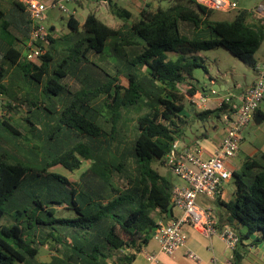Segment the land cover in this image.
<instances>
[{"label": "trees", "instance_id": "trees-1", "mask_svg": "<svg viewBox=\"0 0 264 264\" xmlns=\"http://www.w3.org/2000/svg\"><path fill=\"white\" fill-rule=\"evenodd\" d=\"M167 1L137 16L118 7L119 26L89 12L81 35L65 42L50 34L33 59L15 46L3 52L0 264H132L158 220L174 218V180L154 164H166L173 142L186 135V97L206 91L193 74L199 67L208 73L202 51L224 47L256 68L264 18L242 8L212 21L214 9L198 0ZM68 25L78 34L74 14ZM228 110L223 103L195 117L205 123ZM83 160L90 164L78 181L50 170H76ZM232 175L234 198L218 199L225 223L239 235L237 247L264 244V150ZM234 251L232 264H239Z\"/></svg>", "mask_w": 264, "mask_h": 264}, {"label": "built area", "instance_id": "built-area-1", "mask_svg": "<svg viewBox=\"0 0 264 264\" xmlns=\"http://www.w3.org/2000/svg\"><path fill=\"white\" fill-rule=\"evenodd\" d=\"M25 6L32 21V29L27 42V59H33L44 53L41 42L51 34L44 24L43 17L47 8H59L69 15L74 11L69 10L65 2L80 3L88 0H54L46 3L42 0H19ZM109 4L113 0H98ZM199 1V0H198ZM214 10L229 12L238 7L235 0H203L199 1ZM264 8L256 7L255 13L263 12ZM261 17V16H260ZM264 18V15L262 16ZM256 80L251 87L240 94V104L222 114L225 123V136L210 156L204 155V147L197 143L194 145L180 146L175 140L166 155V164L174 174L180 177L184 184H176L173 187V203L175 208L183 212V216L174 217L167 222L158 220L159 228L154 237L158 240L160 251L172 256L186 244L184 224L191 222L205 229L210 234L220 235L229 249L234 250L239 243V235L230 226L219 228L212 214V207L198 203L199 196L216 197L221 193L223 183L232 177V169L228 165L229 159L235 157L240 150L242 132L264 99V63L256 67ZM218 94L215 89L210 90V95ZM208 94L198 93L192 97L191 102L197 108H205ZM228 98V97H227ZM228 99L222 102L228 103ZM221 104V105H222ZM147 264H163L159 255L155 252H146ZM187 256L198 259L193 252ZM229 261L227 264H232Z\"/></svg>", "mask_w": 264, "mask_h": 264}, {"label": "crops", "instance_id": "crops-1", "mask_svg": "<svg viewBox=\"0 0 264 264\" xmlns=\"http://www.w3.org/2000/svg\"><path fill=\"white\" fill-rule=\"evenodd\" d=\"M17 1L18 0H0V9H2L4 12V19L0 20V59L2 57L3 52L7 51L11 46H15V48L21 49L24 55L26 54L27 49H28L27 42H28V39L31 33L30 31H31L32 21H31L30 16L28 15L29 14L28 11L18 6ZM42 1L46 3H50L54 0H42ZM91 1L94 2L97 9H102L103 17L107 20L109 19L110 21L114 19L117 21L120 19L114 12L118 7H124L128 9L129 11H131L132 13H133V10L131 7H135L138 10V13H140L141 10L145 7L144 4L148 6V3H149L148 1H145V0H113L109 4H104L98 0H88L87 2H91ZM157 1H164V0H157ZM199 1H203V0H199ZM85 3L86 2L84 1L81 3H77V4H79L80 6H84ZM154 5L156 6V8L160 6L157 3ZM154 5L153 6L150 5L151 9H154ZM74 8L75 10H73L74 11L73 14L75 15V11L77 10V8L75 6ZM90 12H93V11H90ZM133 15L137 16L136 14H133ZM6 24H8V28L5 27ZM112 26H115V24ZM54 27H55L54 24H51L50 26H48L49 30L51 31L52 37H54L55 39H59L60 37L62 38L61 35L57 33L54 34L53 32ZM6 29L9 30L10 33H7ZM11 36H15L17 40L11 39L10 38ZM18 37L23 39L22 42L18 41ZM262 45L263 43L261 44V46ZM263 63H264V58L261 59L260 62L258 61L257 66L262 65ZM253 70H254V76L252 77L248 85H245L246 87L238 86L239 88H236L237 89L236 92L238 94L235 100L233 99V94H232L233 92H231L233 90L232 88H229L227 90L226 94L228 98L227 97L222 98L218 94L210 95V90L215 89V88H211L210 86L206 85L205 86L206 91L203 93L208 94L209 96L205 102V108H197L189 100L192 107L195 108V112L203 111L206 109H217L219 106H221L222 102L225 101L226 99L229 100L228 101L229 109L236 108L241 102L240 94L244 92L245 90H247L249 87H251L256 80V76H257L256 68H253ZM207 74L211 82L214 83L215 78H213V76L210 73H207ZM235 87H237V85H235ZM0 102H2L3 104V98H0ZM263 102H264V99L260 102L256 112L260 113L264 117V107L262 105ZM2 104H0V106H2ZM1 110L3 109L1 108ZM11 115L16 120H18V113H11ZM217 119H220V118H217ZM213 120L215 119L209 120L212 126L216 125ZM259 125L262 126V128L264 129V118H263V121ZM224 136H225V130L222 132L220 136H216V138H212L213 140L210 139L208 134L203 133L201 136L197 135L192 140H185L184 138H181L179 139L180 140L179 143H180V146L194 145V144L199 143L204 147V150H205L204 155L207 157L213 153V151L216 149L218 144L222 141ZM243 140L244 139H242V141ZM242 141L240 143V150L238 154L235 157L229 159L228 161V165L232 170L238 171L235 168V161L241 154ZM263 150L264 148H256L255 150L252 149V152L249 153V156H254ZM243 163L244 161L240 162V165L238 166L240 167L243 166ZM232 179H233V175L230 179L226 180L223 183L221 193L218 196L214 198L209 197V196H199L197 198L198 203L212 207V214L214 215L217 221L218 227L220 226L221 228H223L227 224L225 223V220H224L225 209L222 205L218 203V199L228 202L234 198V191H235L236 186L234 185L232 190L229 186ZM174 183L175 185L184 184L183 180H180ZM173 212H174V217L183 216V212L178 208H174ZM184 231L187 235L186 244L179 251H177L176 254L169 256V255L162 253L160 251V245H159L158 240L153 236L150 239L149 243L145 247H143L142 251L138 253V255L136 256V259L133 261L132 264H147L146 254H145L146 252L157 253L163 264H227L229 261L233 260L235 251L227 247L226 242L220 235L210 234L206 232L205 229H203L202 227L198 225H194L191 222H186L184 224ZM237 249H239L242 255V259L240 260L239 264H264V244H261L258 246H252V245L240 246V247H237ZM189 251L195 253L198 256V259H192L188 257L187 253Z\"/></svg>", "mask_w": 264, "mask_h": 264}, {"label": "rangeland", "instance_id": "rangeland-1", "mask_svg": "<svg viewBox=\"0 0 264 264\" xmlns=\"http://www.w3.org/2000/svg\"><path fill=\"white\" fill-rule=\"evenodd\" d=\"M148 1L151 6L154 4H158L162 7H166L168 5V1H157V0H145ZM238 3V7L234 10H231L229 12H224L220 10H214L212 14L210 15V20H230L232 19L237 11L242 8H246L249 10H255L256 7H263L264 8V0H235ZM84 4V6H80L77 3L72 2H65V5L69 8V10L73 11L75 10L74 6L77 8L75 11V16L79 19V28H78V34L77 32L74 33L72 29L68 25V18L69 14L59 8H47L45 11V15L43 17L44 24L48 27L51 24H54L55 27L53 29L54 34L57 33L61 35L65 42L67 41H73V39L77 38L79 35H81V31L83 29L82 23L85 19V16L88 12L93 11L98 15V17L102 18L105 22L112 24L115 26H119L122 24V19L119 20H112L105 19L103 17V11L102 9H97L94 2H87ZM146 7V5L144 4ZM133 10V14L138 15V10L135 7H131ZM156 6L154 5V9ZM49 9V10H48ZM254 15L256 17H262L264 15V10L261 13L254 12ZM107 18V17H106ZM112 22V23H111ZM57 49L61 50L63 47V42L59 41L57 44ZM67 46L64 45V47ZM109 47L106 48L105 52L103 54H96L97 59L95 58L97 62L100 63L105 61L106 55L108 54ZM202 53L206 57L205 65L207 67L208 73H210L213 78H215V82L212 83L206 70L204 68H196L193 71V74L196 79L199 80L200 85L203 86H210L211 88H215V90L218 91V95H220L222 98L227 97V90L229 88H232L233 90V99H236L237 96V89L238 86H245L248 85L252 77L254 76V70L252 67L244 63L242 60H240L238 57L233 55L230 51H228L224 47H216L209 50H203ZM170 56L173 57V53H168ZM105 55V56H104ZM111 58V57H109ZM256 58L260 62L261 59L264 58V43L263 45L257 50L256 52ZM112 59L116 60L117 55H112ZM59 61V59L57 60ZM55 61V62H57ZM257 73V72H256ZM257 75V74H256ZM237 85V87H235ZM246 87V86H245ZM7 97V96H6ZM56 96H54L55 98ZM2 98V97H0ZM46 101L50 102L47 98ZM2 104V102H0ZM264 107V102H263ZM6 109V108H5ZM0 113H4V110H1L0 106ZM145 109H142L139 113L144 112ZM184 112L190 116L191 124L187 129L186 135L184 136L185 140H192L197 135L201 136L203 133H206L209 135L210 139L216 138V136H220L222 132L225 130V123L224 118L221 115L220 119L215 118L213 120L216 125L212 126L210 122L202 123L199 119L195 117V108L192 107L189 99L186 97L185 99V109ZM134 114V112H130V115ZM217 126V127H216ZM5 127L3 125H0V132L2 131V128ZM3 133V132H2ZM243 138L242 146H241V154L235 161V168L241 172L243 166L240 165V162L245 161L249 153L252 152V149L255 150L256 148H264V129L262 126L257 124L254 120L250 121L248 125L243 130ZM213 140V139H212ZM90 164V161L83 160V163L79 169L76 170H70L63 165H57L52 167L50 170L63 174L70 178L73 181H78L80 175L83 171H85ZM155 167L159 169L160 173L162 174H168L171 176L172 180L174 182H178L182 180L180 177H178L176 174L172 172V170L164 163L156 162ZM234 178L232 179L231 183L229 184L231 190L234 187ZM40 258L42 260H49L50 254H48V251L45 248H42Z\"/></svg>", "mask_w": 264, "mask_h": 264}, {"label": "water", "instance_id": "water-1", "mask_svg": "<svg viewBox=\"0 0 264 264\" xmlns=\"http://www.w3.org/2000/svg\"><path fill=\"white\" fill-rule=\"evenodd\" d=\"M263 116L260 114V113H258V112H256L255 114H254V118H253V120L257 123V124H260L262 121H263Z\"/></svg>", "mask_w": 264, "mask_h": 264}]
</instances>
